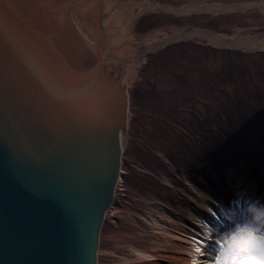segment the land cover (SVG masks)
<instances>
[{
  "label": "rangeland",
  "instance_id": "rangeland-1",
  "mask_svg": "<svg viewBox=\"0 0 264 264\" xmlns=\"http://www.w3.org/2000/svg\"><path fill=\"white\" fill-rule=\"evenodd\" d=\"M123 1L140 11L137 38L190 36L148 52L132 76L129 177L107 212L99 264H189L200 236L180 225L191 218L201 234L200 208L263 184L264 0Z\"/></svg>",
  "mask_w": 264,
  "mask_h": 264
},
{
  "label": "water",
  "instance_id": "water-1",
  "mask_svg": "<svg viewBox=\"0 0 264 264\" xmlns=\"http://www.w3.org/2000/svg\"><path fill=\"white\" fill-rule=\"evenodd\" d=\"M125 107L123 86L74 79L0 0V264H95Z\"/></svg>",
  "mask_w": 264,
  "mask_h": 264
},
{
  "label": "bare ground",
  "instance_id": "bare-ground-1",
  "mask_svg": "<svg viewBox=\"0 0 264 264\" xmlns=\"http://www.w3.org/2000/svg\"><path fill=\"white\" fill-rule=\"evenodd\" d=\"M8 1L14 17L45 38L60 57L67 74L80 81L97 71L108 85L123 86L126 107L117 156L115 194L99 209L94 247L95 264H99L100 239L107 212L114 205L121 176H124L125 180L129 177L126 175L127 172H121V169L129 154L130 144L134 143L132 130L135 116L132 114L135 108L133 104L135 86L130 88L132 76L135 75L148 52L162 47L168 41L179 39V35L190 36L189 31H180L163 39L137 38L132 35L131 24L135 22L140 11L135 12L137 6L134 2L124 3L122 0ZM215 38L220 42L223 41L221 36ZM258 42L256 40V43ZM128 132L130 136L126 146L125 138ZM253 187L246 185L245 189L253 196L264 198V180L261 186ZM220 194L216 199L217 202L227 203L234 196L223 191ZM210 207L200 208L206 217L209 216ZM188 221L192 227L181 224L180 229L185 233L191 232L200 236L196 223L191 218H188ZM180 260L183 262L186 258L182 255Z\"/></svg>",
  "mask_w": 264,
  "mask_h": 264
},
{
  "label": "clouds",
  "instance_id": "clouds-1",
  "mask_svg": "<svg viewBox=\"0 0 264 264\" xmlns=\"http://www.w3.org/2000/svg\"><path fill=\"white\" fill-rule=\"evenodd\" d=\"M208 213L189 264H264V198L238 187L231 200L214 202Z\"/></svg>",
  "mask_w": 264,
  "mask_h": 264
},
{
  "label": "snow or ice",
  "instance_id": "snow-or-ice-1",
  "mask_svg": "<svg viewBox=\"0 0 264 264\" xmlns=\"http://www.w3.org/2000/svg\"><path fill=\"white\" fill-rule=\"evenodd\" d=\"M93 85L92 83H88L86 85H79L75 82H70L66 87H65V92L69 95V96H77L79 94H81L82 92H84L87 89L92 88Z\"/></svg>",
  "mask_w": 264,
  "mask_h": 264
}]
</instances>
